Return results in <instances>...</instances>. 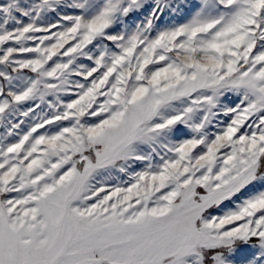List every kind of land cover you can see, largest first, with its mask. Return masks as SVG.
Returning a JSON list of instances; mask_svg holds the SVG:
<instances>
[{
    "label": "snow or ice",
    "instance_id": "obj_1",
    "mask_svg": "<svg viewBox=\"0 0 264 264\" xmlns=\"http://www.w3.org/2000/svg\"><path fill=\"white\" fill-rule=\"evenodd\" d=\"M0 264H264V0H0Z\"/></svg>",
    "mask_w": 264,
    "mask_h": 264
}]
</instances>
